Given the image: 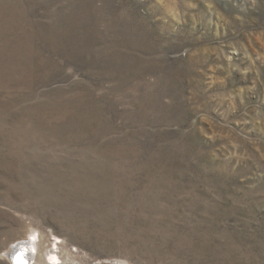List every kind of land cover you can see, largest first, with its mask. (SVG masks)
Returning <instances> with one entry per match:
<instances>
[{
    "label": "rangeland",
    "instance_id": "1",
    "mask_svg": "<svg viewBox=\"0 0 264 264\" xmlns=\"http://www.w3.org/2000/svg\"><path fill=\"white\" fill-rule=\"evenodd\" d=\"M28 242L264 264V0H0V264Z\"/></svg>",
    "mask_w": 264,
    "mask_h": 264
},
{
    "label": "bare ground",
    "instance_id": "2",
    "mask_svg": "<svg viewBox=\"0 0 264 264\" xmlns=\"http://www.w3.org/2000/svg\"><path fill=\"white\" fill-rule=\"evenodd\" d=\"M28 243H30L29 246L26 243H23L16 247H13L10 253L8 252L12 264H29L30 261L34 258V255L36 253L35 244L33 242ZM52 256L55 257V255Z\"/></svg>",
    "mask_w": 264,
    "mask_h": 264
}]
</instances>
